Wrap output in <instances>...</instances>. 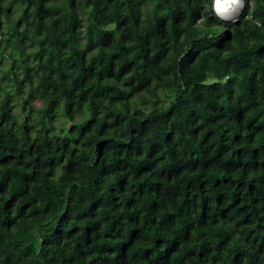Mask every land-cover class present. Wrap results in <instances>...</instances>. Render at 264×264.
<instances>
[{
    "label": "trees",
    "instance_id": "16d2710c",
    "mask_svg": "<svg viewBox=\"0 0 264 264\" xmlns=\"http://www.w3.org/2000/svg\"><path fill=\"white\" fill-rule=\"evenodd\" d=\"M0 264H264V0H0Z\"/></svg>",
    "mask_w": 264,
    "mask_h": 264
},
{
    "label": "clouds",
    "instance_id": "9594fccd",
    "mask_svg": "<svg viewBox=\"0 0 264 264\" xmlns=\"http://www.w3.org/2000/svg\"><path fill=\"white\" fill-rule=\"evenodd\" d=\"M243 5L244 0H214L212 7L218 17L229 20L239 12Z\"/></svg>",
    "mask_w": 264,
    "mask_h": 264
},
{
    "label": "rangeland",
    "instance_id": "374dc122",
    "mask_svg": "<svg viewBox=\"0 0 264 264\" xmlns=\"http://www.w3.org/2000/svg\"><path fill=\"white\" fill-rule=\"evenodd\" d=\"M242 8H243V7H242ZM242 8L239 10V12H238L237 14H235V15H234L231 19H229V20H233V18L236 19V17L241 13Z\"/></svg>",
    "mask_w": 264,
    "mask_h": 264
},
{
    "label": "built area",
    "instance_id": "2783aa9c",
    "mask_svg": "<svg viewBox=\"0 0 264 264\" xmlns=\"http://www.w3.org/2000/svg\"><path fill=\"white\" fill-rule=\"evenodd\" d=\"M213 3H214V0H212V5H213ZM212 9H213V12L216 14V12H215V10H214V8L212 7ZM229 19H231V18H229ZM233 20H234V18H233ZM1 33H0V40H1ZM0 49H1V46H0Z\"/></svg>",
    "mask_w": 264,
    "mask_h": 264
}]
</instances>
